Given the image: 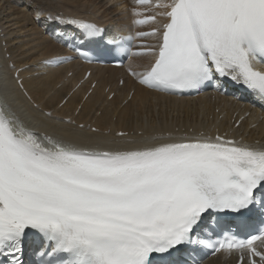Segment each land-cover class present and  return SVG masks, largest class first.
Instances as JSON below:
<instances>
[{"label": "snow or ice", "instance_id": "1", "mask_svg": "<svg viewBox=\"0 0 264 264\" xmlns=\"http://www.w3.org/2000/svg\"><path fill=\"white\" fill-rule=\"evenodd\" d=\"M133 22L151 26L137 39L155 41L131 52L149 60L144 71L129 72L140 85L182 95L228 77L264 100V70L257 67L264 66V0H157L151 15ZM67 23L89 37L103 32L92 23ZM113 43L117 52H130ZM25 70L16 69L21 89ZM114 98L115 92L107 96ZM56 120L65 136H45V146L0 102V255L11 256L10 264H20L29 230L43 245L36 264H177L170 257L187 246L237 253L239 264H264L255 244H264V228L247 239L225 232L215 241L197 232L212 214L230 220L264 214V148L204 133L118 130L109 140L99 126L88 125L83 136L85 124Z\"/></svg>", "mask_w": 264, "mask_h": 264}, {"label": "bare ground", "instance_id": "2", "mask_svg": "<svg viewBox=\"0 0 264 264\" xmlns=\"http://www.w3.org/2000/svg\"><path fill=\"white\" fill-rule=\"evenodd\" d=\"M19 1H20L19 3H21L22 0ZM23 2L21 6L24 10L20 12L23 14L24 22L25 20H27L28 24H30L31 26L34 25L35 26L34 28L37 29L38 34L43 33L44 31L40 32L38 30L37 28L38 26L34 23L35 21L32 19V16H30L27 13L26 11L27 10L26 8L28 6L27 2L25 1ZM33 2H35V0H33ZM65 2L71 3L72 5L76 4L77 6L91 3L92 5H94L96 12L100 11L99 13H101L100 16L101 18L97 17L101 20L99 21L100 23L108 24V23H112V21L114 20L113 17L111 16V11H108V7H106L105 5V3L107 4L106 1L105 3H101V0H97L96 3V0H65ZM123 2L124 0H120L119 3L121 4ZM133 2L134 0H131V4L134 7V9L137 10L138 13L141 11L139 15L152 14V8L138 7L135 6ZM82 8H84V6ZM85 8L87 9V7ZM81 9L75 12L72 11L68 12L67 9H64V11L68 12V14H71L70 16L79 17V18H88L86 16L87 14L86 15L82 14L83 11ZM1 14H3V12ZM94 14L96 15L97 13ZM92 16L94 15L92 14ZM2 17L4 16L2 15ZM135 17L136 15L133 16L132 19H134ZM125 24L127 23L125 22ZM21 26L23 27L22 24ZM120 28L121 30H128V28L125 27L124 25L120 26ZM139 28L149 29L151 28V26L145 25ZM135 29L137 30L138 27L136 26ZM150 39L153 40L152 37H150ZM3 41H4V46L8 45V47H6L5 49V52L11 53L12 55L15 54L16 52H19L18 54L14 55L13 58L17 57L18 55H23L29 52L30 54L28 55V57H20L18 59H14L13 60L15 63L14 65L16 67L13 65V69H12V72L14 73V71L18 67L24 65L28 66L25 71H22L20 73V78H22V81L24 83L23 89L27 97L17 92L13 84L11 75L9 78L11 81L10 91L8 92L3 91L1 86L4 87L5 90V87L7 85L3 78L4 72L2 71V75L0 74V82L1 80H3L2 83H0V88L2 90V92H0L1 98L11 106L13 101L12 98H14L13 95L15 93L16 95L19 96L20 102L25 103V109L27 110V111L25 110L26 115L32 114L35 116V118L44 121V123L46 124L53 123L56 127H60L61 130L63 131H66L65 126L58 123L56 118L71 117L75 119L79 124L82 119H84L85 117H90V114H93V118H90L92 119V124H94V127L99 126L102 132H104L105 130H110L108 136L104 137L105 139H109V140L114 138V134L112 133V131H118V130H126L129 133H136L137 131L144 130L145 134H152L154 132L155 134H158L160 129L169 131V129L173 130L175 127H178L179 129L184 128V130H187L193 126L206 127L209 125H213L214 127L218 126L222 130L231 129V131L233 132H238L239 134H242L243 137H246V139L249 142L255 143L261 141V143L264 144V112L263 111L260 112L256 109H252L249 106H246L245 108H241L240 105L242 104H238L234 102V100L231 97H219L220 102L214 103L208 100L210 94L207 93L199 94L196 97H190V98H175L173 96H164L153 91H148L140 86H137L136 88H134L131 96L128 98L130 92V86L133 84V81L129 76L127 75H125L126 77L123 76L125 71H127V67L130 65L131 69L137 71V70H141L149 62L147 58H141L138 56L131 57V60L121 68H109V67L93 68L91 76L87 84L84 85L82 92L72 94L68 98L69 102L64 104L63 107H59V103L68 94L70 90L69 87L70 82L72 80L77 81L81 79L83 74L85 73L87 66L79 65L76 62H72L70 64L61 65L55 68L43 69L42 65L34 64L35 59H38L39 56L40 59L43 56H47V58H49L52 55L56 54L57 52L61 51L63 45L58 39H56L53 36H51V38L50 37L47 38V37H42L41 35V38L38 37L37 40L30 39L29 41L26 42L22 39L20 40V38H18L16 34L13 35L9 33V35L5 36L3 39L0 38V45L2 44ZM34 41H37V44L35 43L33 44ZM34 51H37V53H39L38 57H36L37 56L36 54L34 55ZM4 62H6L7 65L10 63L8 62V60ZM0 68H1L0 70H4L3 66H1ZM70 71H72L71 77L64 79L66 74ZM121 72L122 74H119ZM119 78L124 79L123 86L115 87L117 82L119 81ZM93 80L97 81V86L95 90L92 92L90 99L82 103L80 113L74 116L73 112L76 106L80 103L84 91L88 88V85ZM107 85H110V92L111 91L115 92V98L111 102L107 100V95L109 92H107V94H104V89ZM29 97H31V99H29ZM229 100L234 102L236 104V107H233L232 105L228 104ZM30 102L31 104L35 103L36 105H38L39 109H42L43 111L46 110L51 112L52 118H45L44 116H42L37 110L33 108V105H30ZM145 104H147V106ZM136 105L142 106V108H146L147 110H145V112L142 111L135 112L133 110V107ZM226 105H228L227 108H225ZM12 106H17V105H15L13 102ZM215 109H218L224 113L223 119L218 124H215L213 120H209V117L213 118L215 116L214 114ZM244 110L248 112L253 110L257 116L262 117L261 121H259L257 117H255V119H252L249 122H242V124L237 129L232 130L231 128L232 124L236 121L238 115H240ZM15 112L17 114V111ZM97 112H102L103 115L96 116ZM237 112L238 115L235 116L234 122L229 123L230 117H232L233 114ZM170 114L172 116L171 118H169L168 116ZM40 115L44 119H41ZM251 122H254V127L246 132V129ZM82 135L83 136L88 135L87 128H85V132L82 133ZM41 141L44 142L43 139H41ZM83 142L93 143L94 141L85 140ZM229 260H231L232 262L234 261V259H228L226 261ZM208 264H212V263L209 262Z\"/></svg>", "mask_w": 264, "mask_h": 264}, {"label": "rangeland", "instance_id": "3", "mask_svg": "<svg viewBox=\"0 0 264 264\" xmlns=\"http://www.w3.org/2000/svg\"><path fill=\"white\" fill-rule=\"evenodd\" d=\"M23 1H25V2H27V4H28V6H27V13L30 15V16H32V19L35 21L34 23L38 26L37 28H38V30L40 31V32H42V31H44L42 28H41V23H42V20L43 19H45V17L47 16H45L44 17V15L46 14V13H51V12H54V11H63V12H65L64 11V9H67L68 10V12H75V11H77V10H79V9H81L83 6H84V8L85 7H87V9L85 8H82L81 10L83 11L82 12V14H84V15H86V16H89L90 14V16L91 17H94V18H97V17H99V18H101L100 16H101V13H99L100 11H97L96 12V10H95V8H94V5H92L91 3H89V4H84V5H81V6H77L76 4L75 5H72L71 3H66L65 2V0H35V2H33V0H22L21 1V3H19L20 1L19 0H0V12L2 13L3 12V14H1L0 13V38H4L5 36H7V35H9V33L10 34H13V35H15L16 34V36L18 37V38H20V40L22 39V40H24V41H29L30 39L31 40H37V38L38 37H40L41 38V35H42V37H47V38H49L50 36L48 35V36H46L45 35V31L43 32V33H40V34H38V31H37V29H35L34 27V25L33 26H31L30 24H28V22H27V20H25V22H24V17H23V14L20 12V11H22V10H24L23 8H22V2ZM105 1L107 2V4L105 3ZM112 1V2H111ZM101 0V3H105V5H106V7H108V11H111V16L113 17V21H112V23H110V26H112L111 24H113L114 25V23L115 24H117V23H119V24H117V25H121V24H124V26L125 27H128V25L127 24H125V22L127 23V18H126V16H127V10H122L123 9V6L121 7V4L119 3L120 2V0ZM18 2V3H17ZM29 2V3H28ZM8 3V4H7ZM10 3V4H9ZM14 3V4H13ZM24 3V2H23ZM96 3H97V0H96ZM115 4V5H114ZM119 4V5H118ZM15 5V6H14ZM87 5H89V6H87ZM13 6V7H12ZM115 9V10H114ZM17 10H19V11H17ZM88 10V11H87ZM17 11V12H16ZM94 11V12H93ZM6 12V13H5ZM9 14H8V13ZM10 12H13V13H10ZM141 12V11H140ZM139 12V13H140ZM16 13V14H15ZM94 13H97L96 15L94 14ZM12 16H11V15ZM92 14L94 15V16H92ZM2 15L4 16V17H2ZM6 15V16H5ZM8 15V16H7ZM14 15V16H13ZM48 15H50V14H48ZM114 15V16H113ZM21 16H22V19H21ZM2 17V18H1ZM7 17V18H6ZM18 17V18H17ZM37 17V18H36ZM5 20H4V19ZM12 18H14V19H12ZM17 18V19H16ZM35 18L36 19H39V20H35ZM117 18V19H116ZM119 18V19H118ZM126 18V19H125ZM3 19V20H2ZM18 21V23H17V21ZM132 19V18H131ZM1 20H2V22H1ZM47 19H45V21H46ZM103 20V19H102ZM105 20V19H104ZM123 20V21H122ZM119 21V22H118ZM22 22V23H21ZM122 22V23H121ZM21 24L23 25V27L21 26ZM30 25V26H29ZM25 26H26V28H25ZM135 27L136 26H134V30H136L135 29ZM139 28V27H138ZM35 29V30H34ZM13 32V33H12ZM37 32V33H36ZM38 34V35H37ZM23 36V37H22ZM36 37V38H35ZM51 38V37H50ZM26 39H29V40H26ZM151 41H153V40H151ZM4 42V41H3ZM37 44V41H34L33 42V44ZM32 44V45H33ZM4 47H6V45L4 46ZM4 47L2 46V44L0 45V51L2 52H0V67L1 66H3L4 67V70H1V71H3L4 72V74H3V78H4V80H5V83H6V85H8L9 87H10V75L12 76V74H13V72H12V70L10 71V75H9V69L7 68H5V66H7V63L6 62H4V61H6L5 59H3V57L5 56V52H4ZM7 47H8V45H7ZM3 48V49H2ZM19 52H16L15 54H11V57H12V59L14 60V59H18V58H20V57H28V55L30 54V52L29 53H25V54H23V55H18L17 57H15V58H13L14 57V55H16V54H18ZM37 55L36 57H38V54L39 53H37V51H34V55ZM10 57V58H11ZM135 57V56H134ZM137 57V56H136ZM3 59V60H2ZM39 61L41 60L40 59V56H39ZM3 61V62H2ZM5 65V66H4ZM47 65L49 66V64L47 63ZM8 67V66H7ZM59 67V66H58ZM128 68L129 69H131V67H130V65L127 67V70H128ZM1 69V68H0ZM133 71H134V69H132ZM125 73H126V71H125ZM123 74V76L124 77H126L125 75H127V73L126 74ZM119 74H122V72L121 73H119ZM2 75V74H1ZM6 76H7V78H6ZM65 79V78H64ZM9 80V81H8ZM2 81L3 80H1V82L0 83H2ZM123 86V85H122ZM115 87H117V85L115 86ZM11 88V87H10ZM131 90V89H130ZM134 90V89H133ZM10 91V90H9ZM13 97L14 98H12L13 99V101H12V104H11V108L14 110V111H17V113H19L20 112V110L19 109H17L16 108V106H12L13 105V102H14V104L15 105H20L21 106V108L23 109L24 108V111L26 110L25 109V103L24 102H20V98H19V96L18 95H16L15 93H14V95H13ZM227 97H229V96H227ZM11 101V100H10ZM16 102H17V104H16ZM136 103H138V102H136ZM146 106H147V104H145ZM145 106V107H146ZM163 109V108H162ZM133 110L135 111V112H139V111H142V112H145V110H147L146 108H142V106H134L133 107ZM27 111V110H26ZM164 111V110H163ZM31 116H34V115H32V114H30ZM169 116V118H171L172 116H171V114L170 115H168ZM175 116V115H174ZM90 118H93V114H90V117H85L84 119H82L81 120V122L80 123H85V126H86V128H87V124H91L92 126H94V124H92V119H90ZM40 121H42V120H40ZM42 122H44V121H42ZM94 122V121H93ZM61 134H65V131H61Z\"/></svg>", "mask_w": 264, "mask_h": 264}]
</instances>
